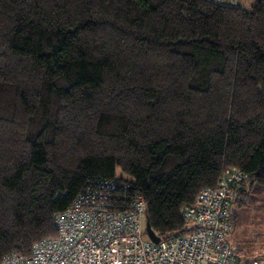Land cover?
I'll return each mask as SVG.
<instances>
[{
  "label": "trees",
  "instance_id": "trees-1",
  "mask_svg": "<svg viewBox=\"0 0 264 264\" xmlns=\"http://www.w3.org/2000/svg\"><path fill=\"white\" fill-rule=\"evenodd\" d=\"M227 168L264 204V0H0V262L88 191L184 233Z\"/></svg>",
  "mask_w": 264,
  "mask_h": 264
},
{
  "label": "built area",
  "instance_id": "built-area-1",
  "mask_svg": "<svg viewBox=\"0 0 264 264\" xmlns=\"http://www.w3.org/2000/svg\"><path fill=\"white\" fill-rule=\"evenodd\" d=\"M243 178L239 169H225L215 187L185 207L186 231L157 243L146 231L142 195L113 202L103 191H88L55 217V237L37 242L30 256L10 254L0 264H243L229 239L233 186Z\"/></svg>",
  "mask_w": 264,
  "mask_h": 264
},
{
  "label": "rangeland",
  "instance_id": "rangeland-1",
  "mask_svg": "<svg viewBox=\"0 0 264 264\" xmlns=\"http://www.w3.org/2000/svg\"><path fill=\"white\" fill-rule=\"evenodd\" d=\"M228 2L229 0H225ZM224 2V3H226ZM256 0H241L239 5L249 8ZM117 177H124L120 168H117ZM236 212V227L229 234L237 255L243 264H251L264 258V204L261 201L248 204L245 207H233ZM148 238L144 236V240Z\"/></svg>",
  "mask_w": 264,
  "mask_h": 264
},
{
  "label": "water",
  "instance_id": "water-1",
  "mask_svg": "<svg viewBox=\"0 0 264 264\" xmlns=\"http://www.w3.org/2000/svg\"><path fill=\"white\" fill-rule=\"evenodd\" d=\"M146 231H147V234H148L149 238H150L153 242L157 243V242L160 241V237L157 236V235L154 233V231L151 229V226H150V223H149L148 218H147V220H146Z\"/></svg>",
  "mask_w": 264,
  "mask_h": 264
},
{
  "label": "crops",
  "instance_id": "crops-1",
  "mask_svg": "<svg viewBox=\"0 0 264 264\" xmlns=\"http://www.w3.org/2000/svg\"><path fill=\"white\" fill-rule=\"evenodd\" d=\"M215 1H218V2H226L225 0H215ZM230 1V0H229ZM228 1V2H229ZM236 1V3L238 4V2H240L241 3V0H235ZM239 5V4H238Z\"/></svg>",
  "mask_w": 264,
  "mask_h": 264
}]
</instances>
